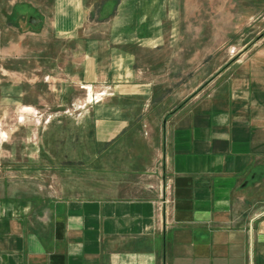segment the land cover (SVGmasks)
<instances>
[{
	"label": "crops",
	"instance_id": "1",
	"mask_svg": "<svg viewBox=\"0 0 264 264\" xmlns=\"http://www.w3.org/2000/svg\"><path fill=\"white\" fill-rule=\"evenodd\" d=\"M3 1L16 17L40 6L36 23L74 42L86 18L110 20L104 44H62L72 83L128 67L129 42L160 45L166 17V0H0V14ZM262 28L164 112L141 106L152 93L128 79L79 120L45 124L39 151L0 177V264H264Z\"/></svg>",
	"mask_w": 264,
	"mask_h": 264
},
{
	"label": "rangeland",
	"instance_id": "2",
	"mask_svg": "<svg viewBox=\"0 0 264 264\" xmlns=\"http://www.w3.org/2000/svg\"><path fill=\"white\" fill-rule=\"evenodd\" d=\"M2 3L0 177H8V172L14 169L15 156L39 151L45 124L64 115L79 120L94 105L115 95L130 82L134 88L141 85L143 90L152 93L145 99L141 94L140 104L145 109L150 106L155 112H164L178 104L207 79L216 65L236 54L233 49L236 45L255 41L264 26V0H166L162 5L166 12L162 34L154 40L160 45L141 48L129 42L123 48L132 55L128 67H114L116 74L91 83L79 80L72 83L66 77L63 62L68 63V59L61 49H68L62 44H69L74 38L55 33L48 25L43 26L42 21L30 23L29 18H44L40 6L24 3L21 7L27 8L30 16L16 17L19 14L13 10L19 4ZM248 15L252 17L247 18ZM110 23L93 14L77 30L83 34L79 35L82 39L72 43L81 41L85 48L92 41L104 44ZM85 48L74 52L79 54ZM96 52V71L104 73L110 57L105 50L98 48ZM133 78L136 82H132ZM10 87L14 96L10 95ZM72 88L75 98L70 95Z\"/></svg>",
	"mask_w": 264,
	"mask_h": 264
},
{
	"label": "water",
	"instance_id": "3",
	"mask_svg": "<svg viewBox=\"0 0 264 264\" xmlns=\"http://www.w3.org/2000/svg\"><path fill=\"white\" fill-rule=\"evenodd\" d=\"M39 21V19H36V18H29V22L30 23H36V22H38Z\"/></svg>",
	"mask_w": 264,
	"mask_h": 264
}]
</instances>
